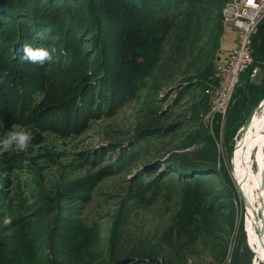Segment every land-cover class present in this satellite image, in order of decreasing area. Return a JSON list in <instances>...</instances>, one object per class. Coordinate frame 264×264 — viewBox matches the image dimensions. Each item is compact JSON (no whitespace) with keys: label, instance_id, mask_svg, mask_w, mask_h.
<instances>
[{"label":"rangeland","instance_id":"obj_1","mask_svg":"<svg viewBox=\"0 0 264 264\" xmlns=\"http://www.w3.org/2000/svg\"><path fill=\"white\" fill-rule=\"evenodd\" d=\"M212 18L203 3L197 11L188 7L179 11L178 5L169 11L160 21L136 89L114 109L73 116L70 128L48 121L40 126L29 122L0 126V141L20 128L32 133L24 151L15 145L3 150L0 145V264H24L23 260L83 264L79 259L85 255L93 264H104L114 247L126 252L140 247L172 264H229L239 229H245L242 195L250 207L253 232H257L264 214V127L255 142L241 148L238 171L232 163L237 145L254 121L244 135L243 123L264 98L256 106L249 100L242 107L235 125L241 127L231 150L225 148L224 125L234 92L224 112L213 111L215 89H209L207 82L212 64L220 60L217 57L213 63L206 55L212 45L219 44L222 48L216 56H228L236 44L228 39L231 31L224 23L222 34L212 37L216 31ZM207 69L205 85L199 86L202 77L197 75ZM65 74L60 92L68 88L72 76ZM182 82L191 89L178 92L176 86ZM54 94L51 90L36 105L50 101ZM163 109L166 115L160 112L156 119L157 111ZM259 115L264 116V110ZM178 121L177 130L161 144L152 143L167 152L197 127H204L215 141L216 167L224 170L234 187L232 207H219L222 200L218 198L210 203L218 190L212 179H201L200 203L208 208L203 215L169 181L155 186L149 185L148 178L136 180L141 162H131L120 172L110 166L114 156L106 147L127 143L146 123L165 127ZM80 184L83 187L77 188Z\"/></svg>","mask_w":264,"mask_h":264},{"label":"trees","instance_id":"obj_2","mask_svg":"<svg viewBox=\"0 0 264 264\" xmlns=\"http://www.w3.org/2000/svg\"><path fill=\"white\" fill-rule=\"evenodd\" d=\"M227 1L0 0V126L28 125V122L40 126L48 121L60 122L70 128L73 116L99 115L114 109L136 89L160 21L169 11L177 5L179 11L186 7L197 11L203 3L213 15L212 25L216 31L212 37L215 38L223 32L220 11ZM227 27L231 31L228 39L236 44V31L231 26ZM251 44L252 63L240 74L224 125L223 144L230 150L233 137L241 127L235 125L242 114V107L249 100H253L256 106L264 98L263 18L257 25ZM25 45L54 48L53 59L42 65L27 62L22 51ZM220 48L222 46L214 44L206 55L213 63L217 57L220 60L212 64L211 80L207 82L209 89L213 90L220 87V82L214 78L216 66L227 65L232 52L228 56H216ZM67 72L72 75L70 80L66 79L68 88L60 92L59 84ZM207 72L208 69L197 75L202 77L201 82L197 81L199 86L204 87L203 79ZM176 87L178 92L191 89L184 82ZM51 90H55L53 98L36 105V101L43 95H49ZM161 110L157 111L156 119H159L160 112L166 115V109ZM178 123L165 127L146 123L138 127L127 143H121L115 149L106 147L114 156V164L110 166L120 172L131 162H141V168L134 174L136 180L148 178L149 185L155 186L169 181L173 189L188 199L191 206H196L200 211L198 214L203 215L208 208L200 203V183L201 179H212L211 184L217 185L218 190L216 195L210 196V203L213 205L212 200L218 198L222 200L219 207H232L234 187L230 178L223 175L224 170L217 169V160L212 152L215 151V141L204 127H197L195 133L167 152L152 143L161 144L162 139L177 130ZM82 187V184L77 186ZM244 230L241 226L229 264H253L255 247L246 241ZM112 250L104 264H172L140 247L127 252L122 247ZM79 261L92 263L87 255ZM23 263L29 264L30 261L23 260Z\"/></svg>","mask_w":264,"mask_h":264},{"label":"built area","instance_id":"obj_3","mask_svg":"<svg viewBox=\"0 0 264 264\" xmlns=\"http://www.w3.org/2000/svg\"><path fill=\"white\" fill-rule=\"evenodd\" d=\"M220 15L223 23L236 31L237 44L230 54L228 64H217L214 71V78L220 82V87L214 92L213 111L224 112L240 74L252 63V36L264 18V0H228ZM255 74L256 70L253 71Z\"/></svg>","mask_w":264,"mask_h":264},{"label":"bare ground","instance_id":"obj_4","mask_svg":"<svg viewBox=\"0 0 264 264\" xmlns=\"http://www.w3.org/2000/svg\"><path fill=\"white\" fill-rule=\"evenodd\" d=\"M259 114L254 116V119H253L254 124L251 125L250 132L237 145V147L235 149L234 155L237 158V161H236L237 163L235 162L236 158H234V161L232 164L234 165L235 170L237 168V171L239 170L238 164H240V157H241L240 151H242L241 148L243 146H246V145L249 146L250 143L255 142L254 140H256V138L258 137V132L261 131L264 127V116H260ZM239 153H240V155H239ZM247 178H250V176L247 175ZM248 184H249V182H248ZM242 196L245 198L244 195H242ZM252 205L253 204H251V207H252ZM249 209H250V207L247 203V206L245 208V228H246L247 240H248L250 245L255 247V255L256 256H254L253 262H255V264H258V263L264 264V248L261 246L260 241L258 240V231L261 230V228H262V220L259 221V225H258L259 228H258L257 232H253L252 218H251V214H250ZM263 218H264V214H263ZM263 242H264V237H263Z\"/></svg>","mask_w":264,"mask_h":264},{"label":"clouds","instance_id":"obj_5","mask_svg":"<svg viewBox=\"0 0 264 264\" xmlns=\"http://www.w3.org/2000/svg\"><path fill=\"white\" fill-rule=\"evenodd\" d=\"M23 59L31 64H44L46 61L53 59L54 48L46 49L43 47L34 48L30 45H25L22 49ZM2 79V77H0ZM32 139V133L28 130L20 128L16 131H9L5 138L0 141L3 150H9L13 145L20 151L28 148Z\"/></svg>","mask_w":264,"mask_h":264},{"label":"water","instance_id":"obj_6","mask_svg":"<svg viewBox=\"0 0 264 264\" xmlns=\"http://www.w3.org/2000/svg\"><path fill=\"white\" fill-rule=\"evenodd\" d=\"M263 110H264V100L261 102V104L256 109H254L253 112H251V114L246 119L245 123H243L244 125H243V128L241 130L242 135H244L247 132L248 128L250 127V125L252 123L253 117L255 115L259 114L260 112H262ZM262 188H264V180L262 182ZM241 197H242L243 206L246 207L247 206V201H246V199L243 196H241ZM263 212H264V202H263L262 207H261V213L263 214ZM261 220H262V228H261V230L258 231V240L260 241L261 246L264 248V242H263V237H264V218H263V216H261ZM257 222H258V218H257ZM244 232H246V228H245ZM246 241L248 242L247 239H246ZM247 246H248V243H247Z\"/></svg>","mask_w":264,"mask_h":264}]
</instances>
